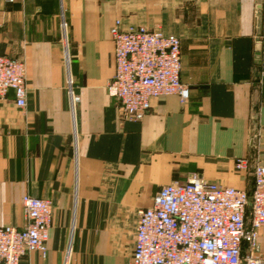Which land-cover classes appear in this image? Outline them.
<instances>
[{
  "label": "crops",
  "instance_id": "1",
  "mask_svg": "<svg viewBox=\"0 0 264 264\" xmlns=\"http://www.w3.org/2000/svg\"><path fill=\"white\" fill-rule=\"evenodd\" d=\"M0 20V55L24 61L27 84L24 107L0 99V226L22 225L24 195L52 205L45 257L19 264H129L159 186L251 188L234 162L264 165V0H1ZM116 20L180 40L185 104L160 96L123 119L106 91Z\"/></svg>",
  "mask_w": 264,
  "mask_h": 264
},
{
  "label": "built area",
  "instance_id": "2",
  "mask_svg": "<svg viewBox=\"0 0 264 264\" xmlns=\"http://www.w3.org/2000/svg\"><path fill=\"white\" fill-rule=\"evenodd\" d=\"M109 32L115 70L106 91L118 102L123 119L142 120L150 111L151 100L160 96L175 95L180 104L187 102L189 89L180 81L177 37L164 35L156 27L124 29L119 20ZM9 91L18 107L26 105L25 63L0 55V99ZM234 166L247 170L249 161L236 158ZM251 171L250 190L197 174L185 182L159 186L151 204L137 211L129 264H264V254L258 250V231L264 228V165H253ZM21 207L20 227L0 226V264H19L29 252L46 255L50 199L24 195Z\"/></svg>",
  "mask_w": 264,
  "mask_h": 264
},
{
  "label": "rangeland",
  "instance_id": "3",
  "mask_svg": "<svg viewBox=\"0 0 264 264\" xmlns=\"http://www.w3.org/2000/svg\"><path fill=\"white\" fill-rule=\"evenodd\" d=\"M252 167L253 166H250L248 167L247 170H242V171H239L236 169V167L234 166V169L236 172H240L241 174H243V178L245 179V181H247V183L250 185L251 184V179H252ZM244 171V172H243ZM219 184V183H218ZM223 185V184H222Z\"/></svg>",
  "mask_w": 264,
  "mask_h": 264
},
{
  "label": "trees",
  "instance_id": "4",
  "mask_svg": "<svg viewBox=\"0 0 264 264\" xmlns=\"http://www.w3.org/2000/svg\"><path fill=\"white\" fill-rule=\"evenodd\" d=\"M250 190V189H249Z\"/></svg>",
  "mask_w": 264,
  "mask_h": 264
}]
</instances>
